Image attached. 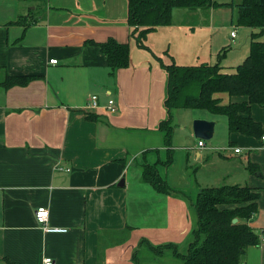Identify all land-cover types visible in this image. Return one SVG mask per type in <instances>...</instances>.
Listing matches in <instances>:
<instances>
[{
  "label": "crops",
  "instance_id": "0c3cea01",
  "mask_svg": "<svg viewBox=\"0 0 264 264\" xmlns=\"http://www.w3.org/2000/svg\"><path fill=\"white\" fill-rule=\"evenodd\" d=\"M30 11L37 23L25 31L9 24ZM233 14L231 7L175 8L170 25L147 34V50L130 36L126 0H0V69L40 77L0 88V264H43L45 257L54 264H132L134 252L143 264L167 253L155 255L147 243H173L185 253L198 192L222 185L258 193L249 226L264 233V107H250L263 129L258 137L229 133L225 117L196 110L172 112L170 146L158 130L167 116L166 72L153 55L182 66L219 62L232 72L246 58L252 32L234 26ZM108 39L130 45V66L113 75L99 48L86 43ZM233 45L244 46L228 52ZM91 95L97 109L86 106ZM108 99L115 113L105 111ZM194 119L215 122L212 139L194 137ZM249 163L259 172H249ZM145 164L156 165L169 193L143 181ZM40 206L50 225L67 232L44 233L34 218ZM243 264H264V241L246 248Z\"/></svg>",
  "mask_w": 264,
  "mask_h": 264
},
{
  "label": "trees",
  "instance_id": "16d2710c",
  "mask_svg": "<svg viewBox=\"0 0 264 264\" xmlns=\"http://www.w3.org/2000/svg\"><path fill=\"white\" fill-rule=\"evenodd\" d=\"M127 24L130 36L141 49L147 34L161 26L170 25L175 8L231 7L234 11L232 23L249 28V50L246 58L232 72H227L219 62L214 64L182 66L174 62L166 63L155 56L160 67L166 72V90L163 105L166 119L158 124L163 135L164 145L170 146L173 134L172 112L176 109L202 110L226 118L229 133L245 136L263 135L260 123L251 117L253 104L264 107V0H126ZM37 23L27 15H20L10 25L21 26L25 31ZM94 44L105 56L109 74L130 66V45L114 39ZM227 49H223L222 56ZM0 88L7 90L14 86H27L40 78L35 75H11L0 69ZM232 97H245V101L232 102ZM88 118H94L88 116ZM251 173L258 168L248 164ZM142 179L158 193H169L165 181L158 175L156 165L145 164ZM258 193L248 186L222 185L201 189L196 197L194 208L197 216L192 241L185 253H180L173 243L152 245L147 243L155 255L170 251L178 264H243L246 248L259 244V236L249 226L257 213ZM236 218L237 222L232 220ZM132 264H141L136 252Z\"/></svg>",
  "mask_w": 264,
  "mask_h": 264
},
{
  "label": "built area",
  "instance_id": "2783aa9c",
  "mask_svg": "<svg viewBox=\"0 0 264 264\" xmlns=\"http://www.w3.org/2000/svg\"><path fill=\"white\" fill-rule=\"evenodd\" d=\"M231 36L235 37V31L231 32ZM49 63L51 64H56L57 60L56 59H50ZM88 108L90 109H97L99 104H98V96L97 95H91L88 97V102L86 105ZM105 111L109 112V113H115L117 111V106L114 102L113 99H108L106 101V104L104 105ZM262 139L264 140V136H262ZM205 144L202 140L198 141V146L199 147H203ZM235 152H239V149L236 148L234 149ZM34 218L36 223L38 224V226L40 227V229L44 232V233H52V234H61V233H66L67 229L65 228H61V227H55L49 224V211L46 207L40 206L37 207L34 211ZM263 242L264 241V233H262L259 236V242ZM43 264H54V261L49 258V257H45L42 260Z\"/></svg>",
  "mask_w": 264,
  "mask_h": 264
},
{
  "label": "water",
  "instance_id": "95a60500",
  "mask_svg": "<svg viewBox=\"0 0 264 264\" xmlns=\"http://www.w3.org/2000/svg\"><path fill=\"white\" fill-rule=\"evenodd\" d=\"M215 122L206 119H194L192 122V130L195 138L209 141L212 139L214 133ZM122 184V181L120 182ZM233 223L237 222V219L232 220Z\"/></svg>",
  "mask_w": 264,
  "mask_h": 264
},
{
  "label": "rangeland",
  "instance_id": "374dc122",
  "mask_svg": "<svg viewBox=\"0 0 264 264\" xmlns=\"http://www.w3.org/2000/svg\"><path fill=\"white\" fill-rule=\"evenodd\" d=\"M233 25H234V23H233ZM235 26V25H234ZM264 38V36H262L261 37V39H263ZM241 43H244V45H246L245 44V42H244V40L241 42ZM244 45H241L240 47H238V46H235V45H233V46H231V48L228 50V52L230 51V50H232V49H234L235 47H236V49L237 48H242ZM228 54V53H227ZM229 60H228V62H231L232 60H231V54H229ZM233 71V70H232ZM230 72V71H229ZM1 75V74H0ZM0 78H2L1 76H0ZM181 112V115H186L187 113H189L190 112V110L189 111H185V109H181L180 110ZM196 113H200V114H203V113H209V112H206V111H202V110H196ZM222 117H224V116H222ZM176 121H177V117L176 118H174V121H173V124L175 125V123H176ZM166 253V252H165ZM167 253H169L168 251H167ZM167 253L163 256V257H161V256H158V257H156V258H152V260H150V259H148V258H145V260H143V264H178L179 263V261L178 260H176V259H174V258H169V256H167Z\"/></svg>",
  "mask_w": 264,
  "mask_h": 264
}]
</instances>
